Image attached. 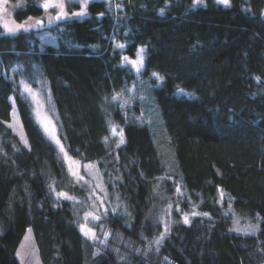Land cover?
Segmentation results:
<instances>
[{"label":"trees","instance_id":"obj_1","mask_svg":"<svg viewBox=\"0 0 264 264\" xmlns=\"http://www.w3.org/2000/svg\"><path fill=\"white\" fill-rule=\"evenodd\" d=\"M11 1L18 20L45 12L42 0ZM86 7L84 16L15 33L0 21V264H21L29 228L42 264L264 262V0ZM141 47L138 76L124 56ZM20 80L45 94L67 152L99 166L106 216L83 217L90 189L38 124ZM14 106L27 144L9 124ZM176 182L179 205L198 214L185 223L175 211L165 230ZM228 203L259 220L258 231H235Z\"/></svg>","mask_w":264,"mask_h":264},{"label":"rangeland","instance_id":"obj_2","mask_svg":"<svg viewBox=\"0 0 264 264\" xmlns=\"http://www.w3.org/2000/svg\"><path fill=\"white\" fill-rule=\"evenodd\" d=\"M43 1L44 0H42V2ZM89 1L90 0H63V3H62L64 6L63 10L65 13L68 14L67 17H76V16H73L72 13L81 12V11H83L86 15L87 14L86 5L88 4ZM193 2L202 3V2H199V0H193ZM16 3L18 4L19 2L10 0L6 5H4L3 7H0V21L3 27V30L5 31H8V29H15V31L23 30V29H17V25L25 24V22H27L28 25H34L35 21L39 20V18L46 20V23L44 24L45 26L54 25L56 23V19H54V16H52L48 12H44L42 14H38L33 17L31 16L32 18L31 20H29V17L26 18L25 21L18 20L15 14V10H14L15 6L17 5ZM5 25H7V28L5 27ZM40 27H42V25H36L34 27H29V28L36 29ZM15 31H12V33H15ZM139 50L133 56L128 55V54H125L126 56H124V57H127L128 63L132 67L133 65L131 62L138 60L137 53L139 52ZM145 50H146V47H144L143 62L146 58ZM133 68L136 71L138 76L141 70L143 69L141 67V69L137 71L135 67ZM1 70L2 69H1V64H0V71ZM20 84L22 87L23 94L27 98L29 97V99L32 102L33 114L36 117L38 124L42 127L45 134L55 143L56 147H58V150L61 153V156L65 158L68 164V167H70L71 172L74 175V177H76L79 181L87 185V187L90 189L88 191V198L90 201V204L88 206L89 210L85 212L83 217L86 218L87 215L97 216L98 214L103 213L105 209H108V207H110V201L108 198L106 187L104 186V181H103V177L101 176L99 166H97L96 162H88V161L81 162L77 158L75 157L73 158L67 152L65 146L62 145L60 136H58V132H57L58 129H57V125H55L53 115L51 114V112H49L45 104V101H46L45 94L42 93L41 89H36L34 85L27 83L24 80H20ZM139 85H140V89L138 88L139 91L137 93L140 94L139 95L140 97L146 96V94H148L149 92L144 91L143 89L145 87L143 79H140ZM11 101L14 103V98H11ZM11 117L12 119L9 121V124L14 128L19 138H22L23 142L27 144V137L25 136L24 127H22V122L19 116L17 106H14ZM170 155L173 156V153L169 150L168 158L170 157ZM170 162H172V160H170L169 163ZM175 184L176 186L174 189V195H175V199H177L178 202L172 204L173 206L171 205L170 209L168 210V213L165 214V217H163L165 230L170 228V225H172L173 222L176 221L177 216L176 217L174 216L175 211L179 213L180 221H184L185 216H187L188 221H190L191 218L194 216L193 213L198 214V209L196 205L193 211L191 212L184 211L182 208V205H179V199H181L182 196L184 195L183 194L184 189L181 183L176 182ZM177 189H179V191H177ZM173 208L175 210H172ZM226 212L232 217L233 224H234L233 229L235 231H239L243 234L256 233L258 231L260 227L259 220H252L248 217L247 218L242 217L238 213H234V210L232 209L230 203H228ZM82 226L84 227V231H86L87 233L90 232L91 235L94 233V230L91 228V226L87 224L86 225L82 224ZM90 228L92 232L89 231ZM16 255L18 256L21 264H42L40 254H39L38 244L36 243L34 239L33 233L31 232V228L27 230L16 252ZM260 264H264V262Z\"/></svg>","mask_w":264,"mask_h":264},{"label":"snow or ice","instance_id":"obj_3","mask_svg":"<svg viewBox=\"0 0 264 264\" xmlns=\"http://www.w3.org/2000/svg\"><path fill=\"white\" fill-rule=\"evenodd\" d=\"M4 2L6 3L7 0H4ZM199 2H203V0H199ZM219 2L227 5L229 3V0H219ZM43 7L45 9H47L49 7V4L47 2H45L44 5H43ZM63 7H64L63 4H61L60 5L61 12H60V14H59V16L57 18H64V17H66L68 15L67 13H65L63 11ZM161 11L163 12V9ZM72 15L73 16H76V17H79V16L85 15V13L83 11H81V12L72 13ZM31 19L32 18L29 17V20H31ZM42 23H43L42 20H36L34 25H28L27 22H25V24L17 25V29H23L24 31H27L29 27H34L36 25H41ZM5 27L7 28V25H5ZM8 31L9 32H12V31H15V29H8ZM116 47H118V48H124V45H117ZM143 52H144V49L141 48L139 50V52L137 53L138 60L131 62L132 65H133V67H135L137 71H139L140 70V66L143 65ZM124 59H125L126 62H128L127 57H125ZM153 76H155L157 78V80H159V81H162L163 80V77H160L158 73H153ZM257 79H259V78H257ZM178 93L181 94V95H188V96H191L192 95L191 93L184 92L183 89H178ZM112 99L115 100L116 97L113 96ZM113 133L115 134V128H113ZM121 135H122V131H121ZM121 143H123V139H121ZM117 146H119V145H117ZM177 191H179V189H177ZM58 196L68 198V197H66V194L65 193H59ZM177 210H179V209H177ZM113 212L115 213V209H113ZM106 215H107V209H105V216ZM193 215H196V213H193ZM205 215H207V213H205ZM95 219L99 220L100 217H95ZM184 222L185 223H188L189 222L187 216L184 217ZM81 230H83V226H82V229ZM89 231H91V230H89ZM92 238H94V239L96 238L94 233L92 234ZM162 239H163V234H161V236L156 240V243L159 244ZM137 251H139V249H137Z\"/></svg>","mask_w":264,"mask_h":264},{"label":"water","instance_id":"obj_4","mask_svg":"<svg viewBox=\"0 0 264 264\" xmlns=\"http://www.w3.org/2000/svg\"><path fill=\"white\" fill-rule=\"evenodd\" d=\"M215 1H217L219 4H221V5H223V6H227V5H225V4L221 3V2H219V0H215ZM8 2H9V0H7L6 3L4 2V0H0V7H3V6L6 5ZM45 2H47V3L49 4V7H48L47 9H50V8L53 7V6H60V5L62 4V0H45V1H43V2L40 3V7H41L42 9H45V8L43 7V5H44ZM229 3H230V0H229ZM229 3H228V4H229ZM45 10H46V9H45ZM63 11H64V10H63ZM60 12H61V9L58 10V12H57V14H56V16H55V19H56V20H59V21L65 19V17H64V18H57V17L59 16ZM39 20H42V21L44 22V19H42V18H39Z\"/></svg>","mask_w":264,"mask_h":264},{"label":"flooded vegetation","instance_id":"obj_5","mask_svg":"<svg viewBox=\"0 0 264 264\" xmlns=\"http://www.w3.org/2000/svg\"><path fill=\"white\" fill-rule=\"evenodd\" d=\"M62 3H63V0H62ZM60 6H53V7H51L50 9H44L45 10V12H48V13H50L52 16H54V19H55V16H56V14H57V12H58V10H60L61 8H59ZM31 17V16H30ZM32 17H33V15H32ZM58 20H56V22H57ZM46 23V20H44V22L41 24L42 26H44V24ZM47 26H50V25H47ZM46 26V27H47ZM52 26V25H51Z\"/></svg>","mask_w":264,"mask_h":264}]
</instances>
